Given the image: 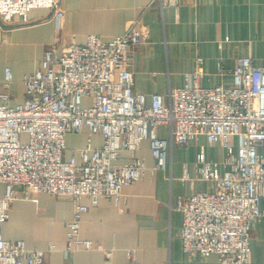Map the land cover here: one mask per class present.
Masks as SVG:
<instances>
[{"label":"built area","instance_id":"1","mask_svg":"<svg viewBox=\"0 0 264 264\" xmlns=\"http://www.w3.org/2000/svg\"><path fill=\"white\" fill-rule=\"evenodd\" d=\"M161 8L178 0H155ZM59 0H0V20H29L33 9L54 10ZM148 35L145 26L131 24L123 34L103 39L90 34L84 43L46 50L40 66L25 77L24 97L13 102L11 67L5 69L0 92V264H46L45 250L29 248L24 238L8 239L18 189L61 195L74 203L66 222L69 248H93L81 236V222L103 198L118 205L123 189L149 172L139 152L144 143L166 168L173 144L187 146L204 135L211 142L239 138L237 150L227 146L225 169L197 155L199 176L214 183V191L178 198L183 213V250L220 264H263L250 259L252 225L264 222V65L253 57L239 60L232 85L205 87L200 60L185 75V84L167 94L134 89L127 65L129 49ZM224 70L222 69L221 72ZM167 128V136L159 128ZM89 133L84 145H70L69 135ZM93 135L103 141L96 144Z\"/></svg>","mask_w":264,"mask_h":264},{"label":"crops","instance_id":"2","mask_svg":"<svg viewBox=\"0 0 264 264\" xmlns=\"http://www.w3.org/2000/svg\"><path fill=\"white\" fill-rule=\"evenodd\" d=\"M59 7L64 10L60 31L48 9L31 10L28 21L16 16L11 23L0 22V92L6 90L4 70L10 65L14 103L23 99L24 76L37 69L48 44L57 39L61 46L84 43L90 34L111 39L133 23L148 30L127 58L139 92L167 94L183 86L185 75L200 60L206 70L205 87L232 85V70L245 56L264 65V0H178L164 8L155 0H59ZM23 61L32 63L27 67ZM159 134L167 136V128L160 127ZM88 135H69L67 141L73 145L77 139L84 145ZM93 139L96 144L103 141L100 135ZM228 144L237 150L239 138L211 142L201 135L187 146L173 144L167 167L156 168L145 142L139 154L147 161L148 175L123 189L120 204L103 198L84 214L81 236L93 240V248H69L66 222L73 216L74 203L67 198L18 202L5 235L45 250L46 264H220L216 255L183 250V213L175 206L180 196L215 190L213 182L199 176L197 155L203 148L207 159L224 170ZM259 151L264 154V146ZM19 215L28 221L25 226ZM32 224L37 225L34 230L29 229ZM251 234L250 259L264 264V222L252 225Z\"/></svg>","mask_w":264,"mask_h":264},{"label":"rangeland","instance_id":"3","mask_svg":"<svg viewBox=\"0 0 264 264\" xmlns=\"http://www.w3.org/2000/svg\"><path fill=\"white\" fill-rule=\"evenodd\" d=\"M58 7H59V5H58ZM49 10V9H48ZM58 11H59V15H55V13H54V23H55V26H56V29L58 30V31H60L61 30V28H62V19H63V17H64V10L61 8V7H59V9H58ZM15 18V17H14ZM123 34V33H122ZM115 37V36H114ZM64 47H66V46H61V43H60V41L57 39V40H54L53 42H51L50 44H48L46 47H45V50H44V54H45V52H46V50H48V49H58V50H62V49H64ZM43 59V58H42ZM42 61V60H41ZM24 62V64L25 65H27V67L28 66H30L31 65V61H28V62H26L25 63V61H23ZM41 64V63H40ZM40 64H39V66H40ZM38 66V67H39ZM6 67H11L10 65H7ZM6 67H5V69H6ZM37 67V68H38ZM12 68V67H11ZM37 70V69H36ZM13 71V70H12ZM34 72V71H33ZM32 72H30V73H27L25 76H24V80H25V77L26 76H28V75H30ZM14 75V74H13ZM13 81H14V76H13ZM13 82H11V84H12ZM11 84H10V86H11ZM3 85H4V87H6L5 86V70H4V83H3ZM9 86V87H10ZM24 86H25V82H24ZM8 87V88H9ZM8 88H6V89H8ZM13 98H14V95H13ZM80 143H82L81 141H79V140H75L74 141V144H80ZM59 198H66V197H64V196H61V195H56V194H52V193H45V192H39V191H35V190H26V189H23V188H21V189H18V191H17V193H16V197L14 198V200L12 201V208H11V211H10V213H15V209H16V205L18 204V202H32V203H38V202H40V199H47V200H51V199H59ZM18 214V213H17ZM20 216V215H19ZM12 218V217H11ZM10 218V219H11ZM19 220V222L23 225V226H25L26 224L25 223H27L28 221L27 220H25V218H21V216H20V218L18 219ZM36 224H34V226H33V224H32V226L31 227H29V229H31L32 228V230H34L33 228L35 227L36 228Z\"/></svg>","mask_w":264,"mask_h":264},{"label":"water","instance_id":"4","mask_svg":"<svg viewBox=\"0 0 264 264\" xmlns=\"http://www.w3.org/2000/svg\"><path fill=\"white\" fill-rule=\"evenodd\" d=\"M53 11V13H54V10H52ZM0 22L3 24L4 22L2 21V20H0Z\"/></svg>","mask_w":264,"mask_h":264}]
</instances>
